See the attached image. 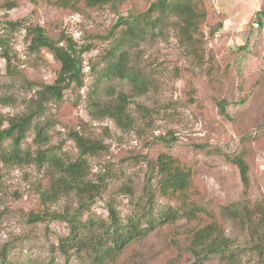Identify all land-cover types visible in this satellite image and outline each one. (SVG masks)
<instances>
[{
    "label": "rangeland",
    "instance_id": "rangeland-1",
    "mask_svg": "<svg viewBox=\"0 0 264 264\" xmlns=\"http://www.w3.org/2000/svg\"><path fill=\"white\" fill-rule=\"evenodd\" d=\"M6 1L14 7L3 6ZM52 1L0 0V39L8 49L7 59L4 47L0 48V110L4 115L26 110L27 100L35 95L33 83H52L59 66L45 48L30 52L24 29H11L9 21L21 19L24 24H40L50 35L64 31L78 44L93 43L83 54V85L66 89L62 99L49 103L38 119L46 124L49 138L42 147L58 146L54 150L60 155L77 154L68 136L71 129L106 146L87 156L90 179L102 181L81 220H103L107 225L112 207L123 221L129 214L141 215L146 226L148 216L160 206H178L156 191L151 160L161 151L192 167L198 192L193 199L208 209L218 212L223 204L245 199L264 206V0H194L210 13L201 25L203 36L196 54L171 27L131 48L130 66L151 79L142 94L134 93L127 80L98 77L95 68L103 66L101 56L111 38L102 36L117 15L144 9L151 0H125L117 8L81 4L79 11L58 8ZM218 21L222 27L210 34ZM118 91L129 98L131 128H120L112 119L91 113L90 100L112 102ZM222 100L226 115L219 108ZM34 135L35 130L29 129L21 147L34 149ZM8 144L9 140L2 146ZM241 151L249 166L245 190L238 169L227 159ZM46 184L44 167L0 161V257L3 252L13 264H88L84 252L79 257L71 249L61 251L59 241L69 234L67 222L28 221L31 210L41 209L38 192ZM66 203L76 206L71 197L50 209ZM203 222L185 216L161 221L129 242L118 257L99 264H213L217 258L194 261L177 247L185 245L190 230ZM224 235L239 264H264L252 248L255 241L237 221H224Z\"/></svg>",
    "mask_w": 264,
    "mask_h": 264
},
{
    "label": "trees",
    "instance_id": "trees-1",
    "mask_svg": "<svg viewBox=\"0 0 264 264\" xmlns=\"http://www.w3.org/2000/svg\"><path fill=\"white\" fill-rule=\"evenodd\" d=\"M124 1L53 0L52 5L79 11L81 4L89 8L105 5L115 8ZM3 6L12 8L14 3L6 1ZM208 15L209 11L194 0H151L144 9H130L126 14L117 15L114 24L102 36L104 40L111 39L110 47L105 49L101 56L103 66L95 68L98 77L116 76L127 80L134 93H145L151 79L142 71L130 66L129 50L144 40L163 35L168 27H171L184 46L196 54L203 36L201 25ZM8 25L11 29H24L28 41L27 49L30 52L45 48L59 64L52 83H33L36 87L35 95L27 100L26 110L12 115H4L0 110V161L6 165L33 163L37 167L45 168L47 184L38 192L41 209L31 210L28 213V221L55 219L67 222L69 234L59 241L61 251L68 253V249H71L79 257L84 252L90 260L88 264H99L109 257H118L129 242L145 235L161 221L170 222L180 216L191 220L205 219V222L190 230L185 245L176 244L178 249L191 255L194 261L204 262L217 258L213 264H239L238 254L229 247L224 235V221L233 219L255 241L252 248L264 262V206L245 199L223 204L218 212L208 209L193 199V195L198 192L192 167L166 151L159 152L155 159L151 160L157 177L156 191L162 197L176 201L178 206H160L154 215L148 216L146 226H142L144 217L141 215L129 214L123 221L118 218L112 207L108 208L111 221L107 225L103 220L97 223L93 220H81L79 217L83 209L99 194L102 181L100 179L94 182L90 179L87 156L98 154L105 150L106 146L95 137L71 129L68 136L74 142L77 154L73 158L60 155L54 150L58 149V146L42 147L49 143V138L46 124L38 119L45 113L49 103L62 99L66 89L83 85V54L92 49L93 43L78 44L64 31L56 36L50 35L40 24H24L21 19L9 21ZM221 27L222 23L218 21L211 27L210 34H215ZM4 46L0 39V48ZM7 51L4 47V55L8 59ZM128 99L126 94L118 91L112 102L90 100L89 107L93 109L91 113H97L93 114V117H108L120 128H131L134 119L127 110ZM219 108L221 113L226 115L224 100L219 102ZM31 128L35 130V147L32 150L24 149L21 145ZM7 140L8 147H3ZM227 159L238 169L245 190L250 176L243 152L228 155ZM71 197L76 200V206L66 203L58 210L50 209L51 205L61 199ZM0 264L13 263L2 252Z\"/></svg>",
    "mask_w": 264,
    "mask_h": 264
},
{
    "label": "built area",
    "instance_id": "built-area-1",
    "mask_svg": "<svg viewBox=\"0 0 264 264\" xmlns=\"http://www.w3.org/2000/svg\"><path fill=\"white\" fill-rule=\"evenodd\" d=\"M255 25V24H254Z\"/></svg>",
    "mask_w": 264,
    "mask_h": 264
}]
</instances>
